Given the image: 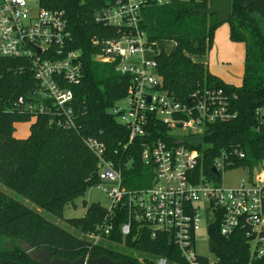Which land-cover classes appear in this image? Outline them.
<instances>
[{"label": "trees", "instance_id": "1", "mask_svg": "<svg viewBox=\"0 0 264 264\" xmlns=\"http://www.w3.org/2000/svg\"><path fill=\"white\" fill-rule=\"evenodd\" d=\"M109 1L37 0L42 9L65 12L72 34L71 49L81 53L83 78L80 85L71 88L77 131L49 125L47 116H37L30 124L29 136L23 141L15 140L12 125L29 121L28 114L17 109V99H27L37 83L25 63L0 59V185L34 207L0 191V243L7 245L0 251V261L32 264L19 247L27 242L33 249L48 252L53 259L68 262L88 256L124 264H155L163 257L171 263L184 264L165 234L157 233L152 239L147 228L133 224L130 235L124 238L119 231L127 219L123 211L115 213L111 236L98 245H93L87 234L100 224L103 207H86L83 202L86 212L82 218L63 217L66 207L74 208L76 200L99 184L97 161L85 147L84 139H101L108 159L116 167L131 161V168L125 173L131 184L135 178L137 186L143 187L138 179L144 171L139 144L135 142L123 149L129 131L109 113L126 97L129 77L115 72L114 65L94 59L99 50L92 45V39H107L112 31L95 24L93 15ZM157 1L148 0L149 6L141 12L140 29L146 33L147 46L156 53L163 89L180 102L197 93L221 91L229 112L235 116L227 122L207 125L197 144L192 145L201 157L202 174L212 175L213 161L224 151L233 154L234 166L254 168L264 159V123L259 124L256 114L258 110L264 113V0H231L229 40L242 44L245 50L239 87L225 84L209 72L206 64L192 60L209 54L219 27L216 16L199 13L208 8L207 0H163L160 6ZM158 41H171L175 48L170 54L155 50ZM151 131L153 135L159 133L155 136L158 139L164 129L156 124ZM8 147L12 148L10 152ZM235 150L245 158H233ZM11 152L15 160L8 163ZM37 209L58 222L47 220ZM208 245L213 264H264V258L251 257L243 232L236 231L228 238L220 236L218 218L208 227ZM198 261L210 264L205 257Z\"/></svg>", "mask_w": 264, "mask_h": 264}, {"label": "built area", "instance_id": "2", "mask_svg": "<svg viewBox=\"0 0 264 264\" xmlns=\"http://www.w3.org/2000/svg\"><path fill=\"white\" fill-rule=\"evenodd\" d=\"M162 4L163 0L157 1V5ZM148 6V0H110L93 15L95 24L112 31L107 39H92L99 50L94 59L114 65L115 72L130 81L126 97L109 113L129 131L123 149L139 144L144 171L138 177L143 187L131 189L126 185L131 182L125 171L132 162L116 167L101 139H84L97 161L96 187L109 200L100 224L87 238L93 245L104 244L120 210L127 216L119 227L124 238L130 235L133 224H139L149 230L152 239L157 233L168 236L184 264H199L198 235L204 229L208 236L209 225L218 218L220 236L243 232L251 257L263 259L264 159L252 169L236 167L233 154L224 151L214 159L212 175L202 174L201 157L192 145L207 125L235 116L221 91L197 93L180 102L163 89L156 53L147 46L146 33L140 29L141 12ZM71 44L65 12L42 9L37 0H0V59L25 63L37 83L27 99H17V109L28 114V119L47 116L49 125L77 131L71 88L81 84L83 65L81 53L72 50ZM256 114L262 125L264 113L258 110ZM156 124L164 129L158 139L155 136L159 133L151 131ZM233 152V158H245L242 152ZM237 171L244 173L242 181L235 188H225L221 177ZM155 264L174 263L160 257Z\"/></svg>", "mask_w": 264, "mask_h": 264}, {"label": "rangeland", "instance_id": "3", "mask_svg": "<svg viewBox=\"0 0 264 264\" xmlns=\"http://www.w3.org/2000/svg\"><path fill=\"white\" fill-rule=\"evenodd\" d=\"M228 24H223L220 26L219 33L216 36V42L213 43L212 50L210 52V56L208 59L209 67L212 72L218 73L219 71H224L229 74L233 78V85H241V74H242V58H243V49L242 47H225L226 41L225 36L222 39V35L220 30H226L228 28ZM174 43L171 41H158L155 43V50H163L166 54H170L173 51ZM232 50L230 53L229 51ZM240 82V83H239ZM122 104L121 106H123ZM120 106V107H121ZM29 120L30 123L34 121V119H26ZM9 121H12L10 119ZM30 132V124L28 123H20L15 127L16 136L21 139H26L29 136ZM9 148V147H8ZM11 147L9 148V152L11 151ZM15 160V156L11 153H8L7 162L12 163ZM244 173L241 171L227 173L223 175L222 178V185L225 188H235L238 184L242 181ZM134 184H131V187H139L137 186V182L135 178H133ZM141 186V185H140ZM0 191L7 193L8 196L11 198H17L24 204L28 205L27 201L18 198L16 195L11 193L10 191L5 190V188L0 185ZM85 202L86 207H89L92 204L100 205L103 208H107L109 206V200L106 194L103 192L102 189L97 187H92L88 190L83 198H80L75 201V207H66L63 211V217L65 219H73V218H82L85 215L86 209L83 207L82 203ZM30 205V204H29ZM31 206V205H30ZM32 207V206H31ZM34 208V207H32ZM37 211L44 216L47 220L51 222L57 223L58 221L52 218L47 213L37 209ZM7 245L5 243H0V251L5 250ZM197 254L201 257L208 258L210 263H214V258L209 252V245H208V236L205 230L203 229L197 239Z\"/></svg>", "mask_w": 264, "mask_h": 264}, {"label": "water", "instance_id": "4", "mask_svg": "<svg viewBox=\"0 0 264 264\" xmlns=\"http://www.w3.org/2000/svg\"><path fill=\"white\" fill-rule=\"evenodd\" d=\"M209 6L206 10L199 13L206 16H216L219 26L227 24L231 17V0H207ZM214 172V169H213ZM11 246H8V248ZM19 247L25 251L26 257L32 264H124L123 261H113L106 257L88 258L81 257L73 262L64 259H53L51 255L43 250L33 249L30 244L23 242ZM0 264H17L1 260Z\"/></svg>", "mask_w": 264, "mask_h": 264}, {"label": "crops", "instance_id": "5", "mask_svg": "<svg viewBox=\"0 0 264 264\" xmlns=\"http://www.w3.org/2000/svg\"><path fill=\"white\" fill-rule=\"evenodd\" d=\"M219 29H220V26L218 27V29L215 31L214 33V39H213V43H215L217 40H216V36H217V33H219ZM222 32L221 35H222V39L223 37L225 38V41H226V44H225V47H230L231 46H235V47H242L243 49V58H242V62H241V65H242V74H243V62H244V46L242 44H235V43H231L230 40H229V27L226 29V30H220ZM213 47V45H212ZM174 48H175V44H174ZM173 48V50H174ZM212 50V49H211ZM232 50L229 51V53L231 52ZM211 52V51H210ZM210 52L209 54L206 56V57H203V58H198V57H192V60L194 62H200V63H203V64H206L208 66V70L209 72L214 75L215 77L219 78L220 80H222L225 84H228V85H233V78L227 74L226 72H224L223 70L222 71H219L218 73H214L211 71L210 67H209V63H208V59H209V56H210ZM242 74H241V79H242ZM241 82V81H240ZM239 82V83H240ZM235 86V85H233ZM238 86V85H236ZM20 123H30V121L26 122V121H19V122H15L12 127H13V133H12V137L17 140V141H23L24 139H21L19 137L16 136V133H15V127H17L18 124Z\"/></svg>", "mask_w": 264, "mask_h": 264}, {"label": "flooded vegetation", "instance_id": "6", "mask_svg": "<svg viewBox=\"0 0 264 264\" xmlns=\"http://www.w3.org/2000/svg\"><path fill=\"white\" fill-rule=\"evenodd\" d=\"M9 248H10V247H9ZM9 248H8V249H9Z\"/></svg>", "mask_w": 264, "mask_h": 264}]
</instances>
